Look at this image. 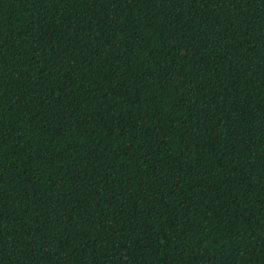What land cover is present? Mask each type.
<instances>
[{
  "label": "trees",
  "instance_id": "trees-1",
  "mask_svg": "<svg viewBox=\"0 0 264 264\" xmlns=\"http://www.w3.org/2000/svg\"><path fill=\"white\" fill-rule=\"evenodd\" d=\"M0 264H264V0H0Z\"/></svg>",
  "mask_w": 264,
  "mask_h": 264
}]
</instances>
